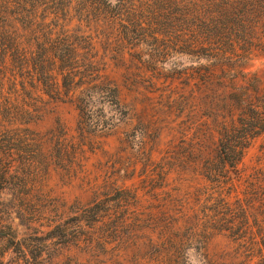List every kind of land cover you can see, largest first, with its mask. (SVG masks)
I'll list each match as a JSON object with an SVG mask.
<instances>
[{
	"label": "trees",
	"instance_id": "trees-1",
	"mask_svg": "<svg viewBox=\"0 0 264 264\" xmlns=\"http://www.w3.org/2000/svg\"><path fill=\"white\" fill-rule=\"evenodd\" d=\"M117 16L129 24L83 26L117 23ZM142 46L147 50L138 61L155 72L176 55L218 62L192 76L173 61L161 76L171 90L193 78L199 97L184 103L209 112L191 127L195 139L182 137V159L167 163L176 168L185 160L204 185L154 189L148 204L137 190L116 188L109 202L82 208L71 231L63 213L51 218L44 205L29 215L32 222L46 220L40 225L50 235L23 240L0 211V264H119L128 252L132 264H264V158L251 173L240 168L252 140L264 133V112L245 92L228 96L241 82L231 79L234 64L264 47V0H0V194L10 189L28 200L53 167L68 171L69 158L74 162L84 142L110 124L91 119L88 111L121 105V63L129 48ZM218 69L226 75L219 77ZM59 103L79 111L80 144L66 133L32 128ZM176 103L171 97V107ZM38 192L49 204V195ZM96 194L104 198L105 190ZM218 236L228 243L214 253ZM53 238L64 239L53 249ZM112 243L117 254L110 261Z\"/></svg>",
	"mask_w": 264,
	"mask_h": 264
},
{
	"label": "rangeland",
	"instance_id": "rangeland-1",
	"mask_svg": "<svg viewBox=\"0 0 264 264\" xmlns=\"http://www.w3.org/2000/svg\"><path fill=\"white\" fill-rule=\"evenodd\" d=\"M110 1L114 2V0ZM117 18L119 19L117 23L93 21L83 23V26L91 29H121L123 24H129L120 21V16ZM76 24L78 22L74 21L73 25ZM146 50L147 48L143 46L129 48L121 63L118 77L122 92L121 105L118 107L95 105L88 111L91 119L106 121L110 124L107 128L90 136L88 140L91 141L84 142L83 152L78 154L74 162L72 158H69L68 171L59 165L53 167L43 185L40 183L37 190L30 193L28 200L23 201L10 189H4L1 192V214L3 219L13 227L18 239L50 235V228L40 225L47 223L46 220L32 222L29 215L30 211L43 209L44 205L51 218L58 219L60 212L63 213L60 214L61 219L66 221L67 230L71 231L77 223L78 214L81 213L82 208L89 207L94 202L98 203L99 199L109 202L117 195L116 188L137 190L143 196V202L148 204L152 201L154 189L169 190L172 186L193 189L204 185L201 177H196L191 170L186 169L185 160L177 162L176 168H173V165L170 168V164L167 163H170L174 156L182 159L179 149L183 144L182 137L195 139L196 132L191 127L194 128L196 123L204 121L206 118L204 116L209 112L196 103L193 105L195 109H187L184 103L188 99L196 101L199 97L198 85L193 78L188 76L182 81L183 83H176V87L171 90L168 86L169 81L161 76L163 73L171 72L173 61L177 64L178 61L181 62V65H178L186 67L187 72L192 76L200 66L216 65L218 62L211 63V60L207 59L176 55L177 59L159 63L158 68L162 72H155L151 70L150 63L146 62L143 66L138 61V57L142 56ZM144 59L147 61L149 58L145 56ZM135 63L139 66L136 67ZM234 67L236 70L230 71L236 75L231 79L239 78L241 82L238 86H233L228 96L237 95L236 99H238L241 91L245 92L252 105L264 112V47L255 50L245 58H240V62L235 63ZM217 73L219 77L226 75L222 74L221 69H218ZM243 83L246 86L245 89L239 87ZM171 97H174L177 102L173 107L169 104ZM233 104L239 107L238 100H233ZM78 120L79 111L74 105L59 103L51 107L43 119L32 125V128L42 134L52 130L58 135L66 133L69 140L80 144L77 131ZM237 121L239 125L240 122ZM177 149H179L178 153L172 156L173 151ZM263 158L264 133L252 140L240 168L244 173H251ZM165 176H168L167 183L170 185L164 184ZM162 185L169 186L163 188ZM99 189L105 190L104 198L97 196ZM38 190H44L49 195V204L44 203L41 196L43 194H40ZM63 239L53 238L52 242L55 244L52 248H56V243ZM227 243L225 237L218 236L212 242L211 249L214 253L219 252L227 246ZM112 246L113 243L110 244L109 249ZM110 250L108 255L112 258L110 261H113L115 259L113 255L117 254V251ZM76 251L78 250L69 252L64 249L61 252L81 255ZM129 253L126 254V260L119 261V264H132L135 261ZM64 258L65 256H62L60 259Z\"/></svg>",
	"mask_w": 264,
	"mask_h": 264
}]
</instances>
